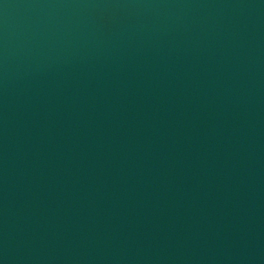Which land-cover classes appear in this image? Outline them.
<instances>
[{"label": "water", "instance_id": "obj_1", "mask_svg": "<svg viewBox=\"0 0 264 264\" xmlns=\"http://www.w3.org/2000/svg\"><path fill=\"white\" fill-rule=\"evenodd\" d=\"M0 264H264V0H0Z\"/></svg>", "mask_w": 264, "mask_h": 264}]
</instances>
